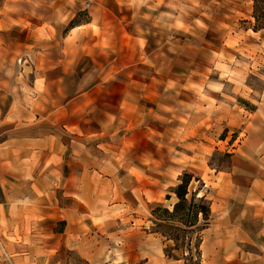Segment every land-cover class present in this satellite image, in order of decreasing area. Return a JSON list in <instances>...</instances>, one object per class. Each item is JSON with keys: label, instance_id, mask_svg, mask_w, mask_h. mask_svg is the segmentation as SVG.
I'll return each instance as SVG.
<instances>
[{"label": "crops", "instance_id": "crops-1", "mask_svg": "<svg viewBox=\"0 0 264 264\" xmlns=\"http://www.w3.org/2000/svg\"><path fill=\"white\" fill-rule=\"evenodd\" d=\"M131 1H0V264L3 253L38 264L33 251L60 264L53 251L75 249L108 264L97 234L104 244L147 228L153 204L177 202L184 173L206 187L202 264H264V145L257 115L231 97L260 55L223 46L205 63L146 40L102 42L138 26L146 0ZM225 151L229 168L211 166Z\"/></svg>", "mask_w": 264, "mask_h": 264}, {"label": "rangeland", "instance_id": "rangeland-1", "mask_svg": "<svg viewBox=\"0 0 264 264\" xmlns=\"http://www.w3.org/2000/svg\"><path fill=\"white\" fill-rule=\"evenodd\" d=\"M180 1L181 10L175 0H146L142 5V15L134 17L135 20H138L135 30H132L131 25H127L125 28L113 26L112 31L103 32L104 37L101 41L144 42L146 40L150 42V48L153 50L158 48L166 55L171 54L176 57L189 55L188 57H194V59L205 63H209L212 57L216 58L223 46L229 47L231 51L244 52L245 56L242 57L248 62L251 61L249 57L253 58L255 53L256 57L260 55L261 58L257 61L245 64L244 89L241 91L243 99L231 97L246 112L247 119L252 118L249 115H257L250 123V129L258 130L260 133V139L253 143L256 146H263L264 30L258 31L256 35L251 33L255 25L253 19L255 0ZM119 2L131 3L132 1L119 0ZM126 11L128 12V9ZM122 15V21L128 24L130 17L125 13ZM87 16L85 11L80 16L79 22L87 21ZM0 17L3 16L0 15ZM5 33L0 26V42H5ZM247 35L250 36V40L245 38ZM227 131L235 132L233 129H227ZM236 135V132L234 135L230 134L232 139ZM241 137L243 138V135ZM230 157L231 155L227 151L214 152L209 163L217 169H227L230 166ZM205 189V184L192 178L187 189V200L194 198L198 203L200 198H205L203 195ZM173 206L169 210L162 204H153L147 228L114 239L108 242L109 244H101L98 233L94 240L98 247L102 245V251L97 255L98 259H103L108 264H202L200 244L202 231L206 227L203 226L204 221L199 216L194 227L186 228L178 222L177 218H169L162 212L163 209L172 212ZM40 238L41 241H44L43 237ZM173 239L176 243L173 242ZM165 251H168L172 258L167 257ZM31 253V260H38V264L41 259H44V251ZM53 253L55 261H59L60 264H87L85 258L76 249L53 251ZM3 258L6 264H11L8 260L9 256L5 253H3Z\"/></svg>", "mask_w": 264, "mask_h": 264}, {"label": "trees", "instance_id": "trees-1", "mask_svg": "<svg viewBox=\"0 0 264 264\" xmlns=\"http://www.w3.org/2000/svg\"><path fill=\"white\" fill-rule=\"evenodd\" d=\"M254 3L253 19L255 25L253 26V31L258 32L264 30V0H255ZM192 178V175L186 173L181 176L180 183L173 190L177 202L174 204L172 212H169L167 209H163L162 212L169 218H177L178 222L186 228L194 227L198 222V217L201 216L204 221L203 226L205 227L209 223V203L205 198H200L198 203L195 202L194 198H191V200H187L186 198L188 185ZM173 242L176 243L174 239ZM165 255L172 258L168 251H165Z\"/></svg>", "mask_w": 264, "mask_h": 264}, {"label": "built area", "instance_id": "built-area-1", "mask_svg": "<svg viewBox=\"0 0 264 264\" xmlns=\"http://www.w3.org/2000/svg\"><path fill=\"white\" fill-rule=\"evenodd\" d=\"M89 7V3H85V9L87 10Z\"/></svg>", "mask_w": 264, "mask_h": 264}]
</instances>
